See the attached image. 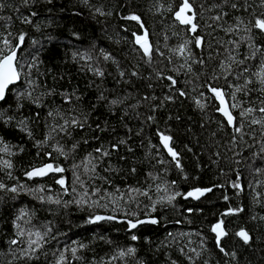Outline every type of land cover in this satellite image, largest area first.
Instances as JSON below:
<instances>
[{
  "label": "trees",
  "instance_id": "obj_1",
  "mask_svg": "<svg viewBox=\"0 0 264 264\" xmlns=\"http://www.w3.org/2000/svg\"><path fill=\"white\" fill-rule=\"evenodd\" d=\"M182 2L0 0V49L4 38L16 44L25 36L21 82L0 103V183L18 188L0 190V264H57L60 254L64 264H264V123H251L264 121V84L254 75L264 34L252 27L264 19V0H189L195 33L176 19ZM133 14L143 27L126 19ZM145 31L150 57L135 43ZM211 87L238 105L230 109L241 132L217 111ZM248 108L254 111L241 117ZM160 134L172 137L181 167ZM48 162L65 171L25 175ZM62 177L64 186L56 183ZM196 188L213 190L197 200L186 196ZM49 196L61 203L47 202ZM229 209L241 211L224 215ZM98 215L116 219L89 222ZM146 217L159 223L129 229L125 220ZM221 220L227 235L220 247L229 255L211 231ZM17 223L24 237L16 235ZM241 229L251 235L248 244L235 235ZM36 231L47 235L33 254L27 233ZM128 248L135 253L119 256Z\"/></svg>",
  "mask_w": 264,
  "mask_h": 264
},
{
  "label": "snow or ice",
  "instance_id": "obj_2",
  "mask_svg": "<svg viewBox=\"0 0 264 264\" xmlns=\"http://www.w3.org/2000/svg\"><path fill=\"white\" fill-rule=\"evenodd\" d=\"M28 2H29V0H24L25 5H27ZM49 2H50V0H49ZM232 7L235 8L236 5L233 4ZM97 11L99 12L100 10L97 9ZM189 12H191L192 14L189 15L188 14ZM31 15L35 16L36 13H31ZM195 15H196V13L194 11H192V4L189 2V0H183L179 10L176 11V13H175L176 19L179 20L181 24L189 25L190 30L193 33H195L197 30V24L194 23ZM219 18L220 17H216L217 20ZM126 19L137 21L138 23H140V26L143 27V24L141 22V18L137 15H134V14L130 15V16L126 17ZM24 22L30 23L31 21L29 18L26 17L24 19ZM252 27L259 29L261 32H264V19L256 18L254 23L252 24ZM202 39L203 38H201V37L196 38L195 42H196L197 46H200L202 44ZM24 40H25V36L23 34H21L18 37V42L16 44H12V42L7 38H4L2 41L3 42V48L0 49V102H3L6 100L7 93H8V91H10L9 86L13 85L15 82L20 81V79H21V69L24 67V65L19 64V61L17 59V49H19L21 47V45L24 43ZM135 43L140 45V47L143 49V51L146 55H148L149 57L151 56V46L148 43L146 31L144 32L143 35H135ZM184 47H185L184 45H181V47L179 49V51L181 53L184 51ZM257 51H259V49H257ZM255 54L256 53L253 52V58L255 57ZM88 59H91V57L89 56ZM103 59L109 60V59H111V56L108 54H105L103 56ZM238 63L244 64V61L241 60ZM95 71H96V74L101 76V77L104 75L103 71H100L99 69H96ZM243 71L247 72L248 71L247 67H245L243 69ZM120 75L123 76L124 73H121ZM133 75H135V73H133ZM254 75H256L259 78L261 84H264V60L261 61L260 71L257 73H254ZM168 79H169V81H171L172 85H175L176 81L172 77H168ZM236 90L240 91L241 89L237 88ZM210 91L214 94V97L219 101L220 106L217 108V111L222 113V115L226 118L228 125L234 126L235 132H237V133L241 132L242 131V124L236 126V118L232 115V112L230 110V108H236V107H238V105L232 104L231 106H229L226 99H225V93L222 89L211 87ZM180 95H184V93L181 92ZM66 99H70V97H67ZM101 99H103V97H101ZM168 99H171V97H168ZM111 103L116 104L117 101L113 100ZM196 103H197V106L200 108H203L205 106L199 100H197ZM253 111H254L253 108H248L245 111L241 112L240 115H241V117H245L246 115L252 113ZM258 111L260 113L264 114V107L259 108ZM0 115H2V113H0ZM49 115H51V113H49ZM149 119H153V118L149 117ZM65 123H67V121ZM71 123L73 125H77L79 122L77 120L73 119L71 121ZM251 123L252 124H261V123H264V121L252 120ZM80 126L82 127L83 125H80ZM28 134L31 135L30 132ZM160 139L163 143V146L167 149L168 153L171 155V157L175 161L176 167H178V168L181 167L180 161L178 159V153L172 147L169 146L170 141L172 140V137L169 135L160 134ZM121 143H123V141H121ZM112 147L116 148L117 145H113ZM2 150L8 151L7 146H5ZM58 150L61 152L62 155H66L65 153H63L62 149H58ZM96 152L101 153L103 156L109 155V152L103 151L101 148H97ZM48 155H51V153H49ZM86 159L88 160V163H91V159H88V158H86ZM3 164L8 168L12 167L11 163L8 161H3ZM74 167H78V166H74ZM94 168H95V165H93V170H94ZM85 169L87 170V164H85ZM64 171H65V169L63 167L54 166L53 164L49 163V164H46L40 168L32 169L31 171L26 172L25 175L29 179H31L33 177H43L49 173H62ZM133 171H135V169H133ZM257 171H259V169H257ZM77 179H79V177H77ZM56 183L61 185V186H64L65 185V179L62 177V178L58 179L56 181ZM232 187L237 188V189L241 188L240 184H238V183H234L232 185ZM4 189H6L7 191H11L13 193H16L18 191L17 187L7 188V186L5 184L0 183V190H4ZM66 190L67 189H65V191ZM212 190H213L212 188H207V189L196 188L193 191L188 192L186 194V196L192 197L195 199H199L206 192H211ZM36 191L44 192L45 189L43 187H41V188L36 189ZM97 191H99V190H97ZM142 194L147 195V192H144ZM176 195H181V194L176 193ZM39 199L42 202H44V200H45L44 196H40ZM167 199H168V202L171 203L172 200L175 199V196H169ZM225 199L227 200L228 197L225 196ZM47 202L55 203V204L61 203V201L59 199L53 200L51 196L47 197ZM77 203H80V201H77ZM113 203H115V201H113ZM188 211L191 212L192 209H188ZM238 211H241V209H229L226 213H224V215H229V214H232V213L238 212ZM25 215H26V213L21 211V214L16 217V220L19 221V220L23 219V217ZM133 215H135V213H133ZM115 219H116L115 216H99L98 215L93 220H90L89 222L95 223L96 221L115 220ZM127 223H128L129 229H135L140 224H144V223L157 224V223H159V221L157 219L153 218V219H150L147 221L137 219L135 222H133L132 220H128ZM222 225H223V220H221V221L217 222L215 225H213L211 231L216 234L215 238H216V243H217V246L219 247V250L222 253H225V255H229V253L225 252L223 247H220L221 238L223 236L227 235V233L223 229ZM15 227L17 229L16 235L18 237H24L25 236V230L21 228L20 224L19 223L15 224ZM27 235L29 237L28 248L31 250V253L34 254L37 249L42 247L40 241L44 239V236L47 235V232H45L43 235L41 234L40 231H36L35 233L28 232ZM33 235H35L37 237V239H31V237ZM169 235H171V234H169ZM235 235L237 237H239L244 242V244H248L251 240L249 233L244 229H241ZM131 239L133 241H135V240H138L139 237H137L136 235H132ZM19 242L20 241H18L17 239H12L9 243L11 245H16ZM84 247H86L84 244L79 245V248H81V249ZM77 250H78L77 248H72L70 250L72 252L73 256H76ZM135 251H136L135 248H128L126 251H120L119 256L123 257L126 255H133L135 253ZM193 251H195V250H193ZM22 254L26 257H28L30 255V253L27 250H23ZM231 255L233 257H235V253H231ZM36 258L38 259L39 257H36ZM66 259L67 258L63 254H60V258L57 261V264H64V261ZM189 259H191V257H189ZM139 264H143V261H140ZM173 264H174V262H173Z\"/></svg>",
  "mask_w": 264,
  "mask_h": 264
},
{
  "label": "water",
  "instance_id": "obj_3",
  "mask_svg": "<svg viewBox=\"0 0 264 264\" xmlns=\"http://www.w3.org/2000/svg\"><path fill=\"white\" fill-rule=\"evenodd\" d=\"M263 34H264V32H262ZM18 55H19V49H17V59H18ZM21 82V79H20V81H18V82H15L13 85H10L9 86V88H12L13 86H15V85H17L18 83H20ZM8 94V93H7ZM225 99H226V101H227V103H228V100H227V98H226V96H225ZM218 101V100H217ZM0 103H2V102H0ZM218 103H219V101H218ZM228 105H229V103H228ZM220 106V105H219ZM230 106V105H229ZM231 110V109H230ZM222 114V113H221ZM233 115V114H232ZM232 127H233V125H231ZM170 146V145H169ZM171 147V146H170ZM166 149V148H165ZM175 150V149H174ZM166 151H167V149H166ZM176 151V150H175ZM167 153H168V151H167ZM169 154V153H168ZM170 155V154H169ZM171 156V155H170ZM49 163H51V164H53L54 166H56L54 163H52V162H48V163H46V164H49ZM46 164H43V165H40V166H37V167H35V168H40V167H42V166H44V165H46ZM35 168H33V169H35ZM32 170V169H31ZM53 174H60V173H49V174H47L46 176H43V177H33V179H35V178H39V179H42V178H47V177H49L50 175H53ZM200 189H207V188H200ZM193 191V190H192ZM208 193H210V192H206L203 196H201L200 198H203L204 196H206ZM190 198H192V197H190ZM199 198V199H200ZM192 199H194V200H197V199H195V198H192ZM153 218H155V219H157L158 220V218H156V217H146V218H143V219H141V220H145V221H147V220H150V219H153ZM126 220V222L128 221V219H125ZM133 222H135V221H133ZM145 224H151V223H144V224H140V225H138L137 226V228L139 227V226H141V225H145ZM153 225H155V224H153ZM222 227H223V229L226 231V228H225V226L224 225H222ZM136 229V228H135ZM245 230V229H244ZM240 231V230H239ZM247 231V230H246ZM248 232V231H247ZM226 233H227V231H226ZM216 235V234H215ZM250 235V234H249ZM224 237H226V235L225 236H223L222 238H221V240H220V243H221V241L223 240V238ZM250 237H251V235H250ZM251 241V240H250Z\"/></svg>",
  "mask_w": 264,
  "mask_h": 264
},
{
  "label": "rangeland",
  "instance_id": "obj_4",
  "mask_svg": "<svg viewBox=\"0 0 264 264\" xmlns=\"http://www.w3.org/2000/svg\"><path fill=\"white\" fill-rule=\"evenodd\" d=\"M188 14H189V15H191V13H190V12H189Z\"/></svg>",
  "mask_w": 264,
  "mask_h": 264
}]
</instances>
